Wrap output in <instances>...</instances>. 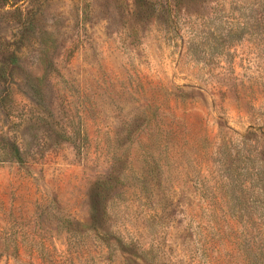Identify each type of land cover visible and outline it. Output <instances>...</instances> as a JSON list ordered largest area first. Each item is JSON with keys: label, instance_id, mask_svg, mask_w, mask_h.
<instances>
[{"label": "rangeland", "instance_id": "obj_1", "mask_svg": "<svg viewBox=\"0 0 264 264\" xmlns=\"http://www.w3.org/2000/svg\"><path fill=\"white\" fill-rule=\"evenodd\" d=\"M0 264H264V0H0Z\"/></svg>", "mask_w": 264, "mask_h": 264}, {"label": "trees", "instance_id": "obj_2", "mask_svg": "<svg viewBox=\"0 0 264 264\" xmlns=\"http://www.w3.org/2000/svg\"><path fill=\"white\" fill-rule=\"evenodd\" d=\"M8 158L9 159L13 158L15 160H20L19 150L17 149V147L12 146V148H9Z\"/></svg>", "mask_w": 264, "mask_h": 264}]
</instances>
